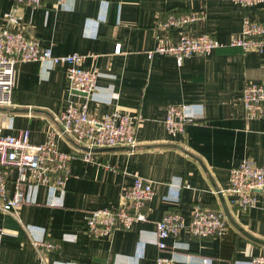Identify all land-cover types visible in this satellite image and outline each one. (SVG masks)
Masks as SVG:
<instances>
[{
  "label": "crops",
  "instance_id": "crops-1",
  "mask_svg": "<svg viewBox=\"0 0 264 264\" xmlns=\"http://www.w3.org/2000/svg\"><path fill=\"white\" fill-rule=\"evenodd\" d=\"M13 6V0H0V26ZM17 11L16 27L27 37L36 38L54 56H84L82 69L97 70L98 78L85 100L69 91L65 66L18 65L12 106L0 107L2 135L28 130L32 145L44 144L69 104L86 103L98 118L117 110L142 122L134 152L122 147L92 150L90 162L83 160L85 147L57 138L58 151L73 156L65 190H28L18 218L0 211V264H39L31 241L41 238L59 245L47 256L50 264H155L159 254L174 255L178 264H185V255L195 259L190 264H248L264 256V194L245 213L233 208L224 194L233 166L249 160L264 168V118L246 121L237 103L247 84H264V48L242 52L227 46L240 33L244 18L264 22V1L242 8L233 0H65L60 8L47 1L40 8L22 6ZM191 12H203L204 20L172 30L170 39L207 34L224 46L208 56L186 58L180 67L170 56L149 57L163 31L160 25L170 16ZM172 105L201 114L175 138L163 125ZM9 176L10 196L15 172ZM135 177L153 187L147 221L109 237L89 236L86 216L115 208L121 189ZM195 206L222 213L225 234L196 238L182 229L165 241L167 251L159 253L155 223L174 210L187 223Z\"/></svg>",
  "mask_w": 264,
  "mask_h": 264
},
{
  "label": "built area",
  "instance_id": "built-area-1",
  "mask_svg": "<svg viewBox=\"0 0 264 264\" xmlns=\"http://www.w3.org/2000/svg\"><path fill=\"white\" fill-rule=\"evenodd\" d=\"M14 6L3 16L0 26V107L12 106L13 85L17 66L23 63L39 62L48 65L66 67V78L70 92L78 93L88 100L94 93L98 72L95 69H82L84 56L70 54L54 56L50 48H44L36 38L27 37L16 27L17 8L26 6L32 9L42 7L50 1L54 8H60L65 0H13ZM264 0H233L242 8L255 5ZM203 12L170 16L156 37L155 45L147 55L170 56L177 67L186 58L194 55L208 56L213 50L222 48L213 37L202 34L189 37L181 34L175 41L170 39L172 30H182L190 24L204 20ZM229 47L242 52H260L264 48V22L244 18L240 33L228 43ZM115 54L120 53V44L115 45ZM237 103L240 105L246 121L264 118V84L249 83L241 90ZM201 114H195L186 106L172 105L166 110L163 125L171 138L182 135L186 126ZM57 129L48 131L44 144L32 145L29 131L22 130L16 136H4L0 128V211L18 218L19 208L26 203L28 190H37L47 186L61 194L69 175V163L73 156L60 152L56 148V139L69 138L85 147L83 160L91 161V151L114 147L127 148L130 152L137 149L136 130L142 120L122 111H114L100 118L88 112L87 104H69L55 119ZM14 171L12 194L7 192L9 173ZM181 188V184L177 185ZM264 194V168L249 160L233 166L229 170L228 187L224 192L229 204L239 212H247L257 204V195ZM152 184L135 177L129 186L121 189V200L115 208H103L90 212L85 219L86 233L94 238L109 237L115 230H129L136 223L147 221L148 204L153 198ZM50 205H55L54 201ZM186 229L196 238H221L226 232V220L222 213L195 206L186 223L178 211L165 213L155 223V247L159 253L167 251L165 241L177 236ZM39 264H50L47 256L59 249V245L45 238L31 241ZM187 251L186 249H183ZM194 258L185 255L183 262L190 264ZM179 260L170 254H159L155 264H178ZM206 264V260H202ZM248 264H264V256H256Z\"/></svg>",
  "mask_w": 264,
  "mask_h": 264
},
{
  "label": "water",
  "instance_id": "water-1",
  "mask_svg": "<svg viewBox=\"0 0 264 264\" xmlns=\"http://www.w3.org/2000/svg\"><path fill=\"white\" fill-rule=\"evenodd\" d=\"M104 150L103 149H94L93 152H95V151H104Z\"/></svg>",
  "mask_w": 264,
  "mask_h": 264
}]
</instances>
